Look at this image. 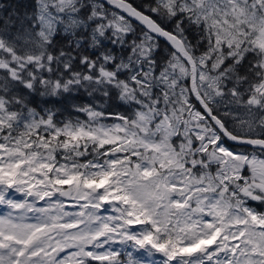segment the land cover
<instances>
[{
  "label": "snow or ice",
  "instance_id": "1",
  "mask_svg": "<svg viewBox=\"0 0 264 264\" xmlns=\"http://www.w3.org/2000/svg\"><path fill=\"white\" fill-rule=\"evenodd\" d=\"M0 264H264V0H0Z\"/></svg>",
  "mask_w": 264,
  "mask_h": 264
},
{
  "label": "trees",
  "instance_id": "2",
  "mask_svg": "<svg viewBox=\"0 0 264 264\" xmlns=\"http://www.w3.org/2000/svg\"><path fill=\"white\" fill-rule=\"evenodd\" d=\"M119 111H123V109H118Z\"/></svg>",
  "mask_w": 264,
  "mask_h": 264
},
{
  "label": "rangeland",
  "instance_id": "3",
  "mask_svg": "<svg viewBox=\"0 0 264 264\" xmlns=\"http://www.w3.org/2000/svg\"><path fill=\"white\" fill-rule=\"evenodd\" d=\"M41 203H43V202H41Z\"/></svg>",
  "mask_w": 264,
  "mask_h": 264
},
{
  "label": "water",
  "instance_id": "4",
  "mask_svg": "<svg viewBox=\"0 0 264 264\" xmlns=\"http://www.w3.org/2000/svg\"><path fill=\"white\" fill-rule=\"evenodd\" d=\"M229 143H231V142H229Z\"/></svg>",
  "mask_w": 264,
  "mask_h": 264
}]
</instances>
